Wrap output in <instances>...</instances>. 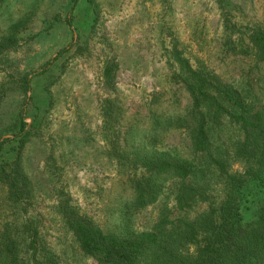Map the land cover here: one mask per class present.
Returning <instances> with one entry per match:
<instances>
[{"label": "rangeland", "instance_id": "rangeland-1", "mask_svg": "<svg viewBox=\"0 0 264 264\" xmlns=\"http://www.w3.org/2000/svg\"><path fill=\"white\" fill-rule=\"evenodd\" d=\"M223 14L242 23L264 18V0H0V39L20 38L0 55V138L19 131L24 109L29 123L36 117L22 162L31 189L28 211L10 201L0 183V264H35L30 221L41 224L43 252L54 264H100L65 223L63 191L106 231L124 238L159 221L163 202L136 209L129 201L130 168L122 154L193 157L185 121L191 99L170 79L167 63L174 45L206 57L226 82L251 80L264 110V61L256 53L222 52ZM26 75L33 76L29 91L21 83ZM15 152L16 142H8L0 162ZM226 192L224 180L213 178L205 193L218 206ZM263 197L264 177L246 186V217L258 213ZM206 208L201 202L176 216L193 219Z\"/></svg>", "mask_w": 264, "mask_h": 264}, {"label": "trees", "instance_id": "trees-1", "mask_svg": "<svg viewBox=\"0 0 264 264\" xmlns=\"http://www.w3.org/2000/svg\"><path fill=\"white\" fill-rule=\"evenodd\" d=\"M73 10L67 17L70 25ZM222 24V52L256 53L264 61V18L242 23L223 14ZM19 43L15 34L2 37L0 55ZM68 49H62L38 73L46 72ZM167 63L170 79L181 84L191 99L185 121L193 157L138 154L127 159L122 154L130 168L127 184L132 206L142 209L163 202L161 218L151 229L124 238L106 231L63 191L59 207L65 223L81 250L100 264H264V197L258 213L251 217L244 215L241 206L246 186L264 177V110L257 107L251 80L226 82L206 57L186 55L178 45L169 51ZM32 80L31 75L21 78L26 91L31 90ZM28 116L30 112L24 109L19 131L0 138V151L8 142H16L14 157L0 162V183L7 187L8 199L25 211L31 206V189L22 162L36 122L35 117L29 123ZM213 178L224 180L227 186L225 199L218 206L205 193ZM201 202L207 203V208L193 219L176 216L178 211H193ZM40 227V223L29 222L30 258L35 264H54L43 252Z\"/></svg>", "mask_w": 264, "mask_h": 264}]
</instances>
